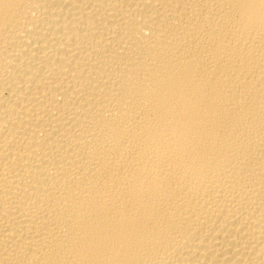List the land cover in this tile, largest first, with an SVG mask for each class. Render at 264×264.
<instances>
[{"label": "bare ground", "instance_id": "bare-ground-1", "mask_svg": "<svg viewBox=\"0 0 264 264\" xmlns=\"http://www.w3.org/2000/svg\"><path fill=\"white\" fill-rule=\"evenodd\" d=\"M0 264H264V0H0Z\"/></svg>", "mask_w": 264, "mask_h": 264}]
</instances>
